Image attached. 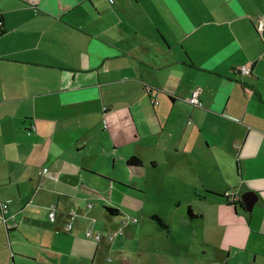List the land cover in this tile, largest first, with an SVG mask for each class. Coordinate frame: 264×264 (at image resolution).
I'll return each mask as SVG.
<instances>
[{"label": "crops", "instance_id": "obj_1", "mask_svg": "<svg viewBox=\"0 0 264 264\" xmlns=\"http://www.w3.org/2000/svg\"><path fill=\"white\" fill-rule=\"evenodd\" d=\"M0 28V264H264V0H0Z\"/></svg>", "mask_w": 264, "mask_h": 264}, {"label": "built area", "instance_id": "obj_2", "mask_svg": "<svg viewBox=\"0 0 264 264\" xmlns=\"http://www.w3.org/2000/svg\"><path fill=\"white\" fill-rule=\"evenodd\" d=\"M110 3L113 2V0H108ZM262 26H263V17L259 18L256 28L257 30L261 31L262 30ZM235 71L241 73V74H249L251 72L250 67L246 64H242V65H238L237 67H235ZM187 102L190 103L192 106L195 107H201L202 106V101L200 99L199 96V89L198 88H194L191 92L190 95L186 98ZM46 168H44L42 171H45ZM225 197L227 198V200L229 201H235L236 197L232 195V193L230 191H226L224 193ZM88 207L92 206L91 202L87 203ZM47 216L48 219L50 221H53L55 218V213H56V209L57 207L53 204V203H49L47 205ZM8 213V204L6 201H0V223H2L3 225H5L7 228L10 226H14L15 222H11L10 224H8V218L9 216L7 215ZM70 213L72 214H76V211L74 209L70 210ZM128 220L130 221H136L135 217H127ZM115 233V232H114ZM113 233V234H114ZM85 235L87 237L99 240L101 237L100 232L93 230L91 227H88L85 229ZM112 237V235H109L108 238L110 239Z\"/></svg>", "mask_w": 264, "mask_h": 264}, {"label": "water", "instance_id": "obj_3", "mask_svg": "<svg viewBox=\"0 0 264 264\" xmlns=\"http://www.w3.org/2000/svg\"><path fill=\"white\" fill-rule=\"evenodd\" d=\"M257 199V195L254 191L248 190L241 194L242 208L246 211H250L254 202Z\"/></svg>", "mask_w": 264, "mask_h": 264}, {"label": "trees", "instance_id": "obj_4", "mask_svg": "<svg viewBox=\"0 0 264 264\" xmlns=\"http://www.w3.org/2000/svg\"><path fill=\"white\" fill-rule=\"evenodd\" d=\"M0 30H2V29L0 28ZM140 163H141L140 159L137 158V157H134V156H131V157H129V158L127 159V165H129V166H137V165H139ZM226 200H227V199H226ZM227 202H228L229 204H234V201H229V200H227ZM104 208H105V210H107V212H109V213H112V212L115 211L114 208L109 207V206H104ZM188 210H189V213L192 214L191 209L188 208ZM153 217H155V218L158 220V218H157L156 216L153 215ZM160 224H161V223H160Z\"/></svg>", "mask_w": 264, "mask_h": 264}]
</instances>
